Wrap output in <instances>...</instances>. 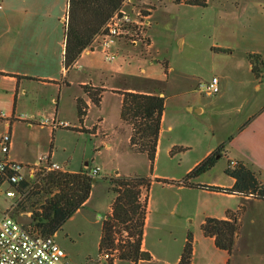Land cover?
<instances>
[{
	"label": "rangeland",
	"instance_id": "rangeland-1",
	"mask_svg": "<svg viewBox=\"0 0 264 264\" xmlns=\"http://www.w3.org/2000/svg\"><path fill=\"white\" fill-rule=\"evenodd\" d=\"M186 3L187 0H130L125 6L126 10L133 9L150 14L147 32L151 47H123L118 57L111 63L104 62L99 54L85 56L78 61L81 68L73 70L74 73H84L92 61H95L93 66L97 68L121 66L123 72L131 76H115L107 81L108 86L117 88L118 93H123L125 88L145 91L151 88H164L165 105L162 115L163 131L160 135L161 152L155 155L151 166L146 153L135 152L129 145L130 128L120 119L119 94L103 93L100 106L91 105L83 123L79 121L76 101H73L74 94L79 88L74 86L63 96L58 119L66 121L69 128H59L61 130L58 133L60 142L58 155L67 159L65 168L79 170L86 162L88 168H102L99 176L94 178L95 182L87 205L67 220L62 229L53 236L66 253L69 264H111L104 260L98 261V256L101 224L114 198L109 179L115 176L116 171L120 176H142L151 180L155 173L184 178L186 170L195 167V163L203 161L210 152L215 153L222 145L228 151L227 139L236 134L246 120L264 106V70L257 79L249 72L248 63L239 50L231 54L232 51L219 52L216 49L232 46L231 37L235 38L234 29L239 30L242 27L228 24L229 18L226 12L217 6V0H207L205 7L186 5ZM50 4L56 10L53 17L58 14L60 18L63 14L64 1L50 0ZM0 6V70L1 68L10 71L21 70L26 76H36L34 75L36 66L34 67V64L32 66L29 59L27 61L24 58L13 57L16 54L11 57L4 55L6 35L2 25L9 7L5 0H0ZM17 17L26 19L28 15L22 9ZM51 22L56 25L50 37L51 60L55 68L53 76L60 80L61 73L56 70L61 64L64 65V52L61 56L60 46L64 25L56 19H51ZM229 31H232L231 37L228 36ZM213 76L219 79V93L206 96L198 92L197 84L206 82ZM150 79L161 81V84L144 82ZM26 80L27 85L37 86L35 82L31 84L32 79L26 78ZM256 84L260 86L258 92L254 89ZM10 87L11 84L0 78V111L2 112H6V107L11 102L10 97L7 96L10 94L8 91ZM54 89L47 87L44 88V92L48 95L54 94L56 98ZM18 107L20 112L18 114L49 117L55 105L50 102L43 103L39 113L29 111L26 104H19ZM188 108H192V111L189 112ZM198 109L201 112H198ZM100 118H104L107 138L101 133L94 136L89 131L77 133L72 130L73 127H86L94 131L93 127L98 124ZM34 126L36 125H31L30 130L18 126L20 138L18 142L20 147L28 146L30 160L33 159L34 154H39V148L40 150L48 148L47 131H39ZM168 126L172 130H166ZM102 141L109 143L110 147L107 148ZM170 146H174L171 155L167 153ZM218 153L222 156L217 155L214 166L200 174L193 182L215 185L230 183L231 179L225 174V170L231 164L230 159L233 157L229 156L230 152ZM154 183L156 184L152 187ZM154 183H151L146 194L147 200L151 202L152 211L148 212L146 207L145 217L149 216L150 224L146 223L144 226L143 231L146 235L143 238L148 246L154 243L157 236L153 230L155 211L157 212L159 207L165 211L168 208V199L177 193L175 189L162 188L163 182ZM168 184L177 186L176 183L169 181ZM11 189L13 188L7 181L0 180V207L9 208L17 201L16 197H6V191ZM164 194H166L164 196L166 207L163 204L156 208V205H159L157 204L159 195ZM204 198L211 204L227 201L224 197L213 193H205ZM235 202L237 200L233 199L229 203ZM28 217H31V213ZM179 217L174 220L169 218L167 225L159 234L165 247L156 249V252L170 262H173L182 251L184 236L190 233L194 241L202 236L203 217L200 212L194 211L188 219ZM115 241L119 243V236H116ZM114 263L131 264L118 260Z\"/></svg>",
	"mask_w": 264,
	"mask_h": 264
},
{
	"label": "crops",
	"instance_id": "crops-1",
	"mask_svg": "<svg viewBox=\"0 0 264 264\" xmlns=\"http://www.w3.org/2000/svg\"><path fill=\"white\" fill-rule=\"evenodd\" d=\"M5 1L8 4L9 10L7 12V16L4 17L2 25L3 31L6 35L4 48L5 52L3 53L6 57H11L13 54H16L13 57L19 59L24 58L27 61L29 59V62L32 63L31 65L33 66L34 64V67L36 66V74H34L36 76H26L25 74H22L23 72H21V70L10 71L1 68L0 78L3 81L6 80L8 84H11L10 90H8L10 94H7V96L10 97L11 102L6 107V114L12 115L20 113L18 107L19 104H26V108L29 111L32 113H39L42 109V104L50 102L55 105V108L52 109V115L49 117L58 118L61 100L63 99V96H65L66 92L72 90L74 86H77L79 89H77L76 93L74 94L73 101L75 102L78 98H81L85 101L88 108L91 107L92 104L83 93L82 87L85 85L104 89L105 91L103 93L110 92L112 94H119L121 99V95L118 93L119 90L114 86L107 85V81L111 80L115 76H131L125 74L121 66L97 68L96 66H93V62L95 61H92L91 65L86 68L84 73H74L75 71L73 70H78L81 68L80 64L78 63L81 58L95 54L82 55L69 69H66L65 66L61 64L59 66L60 68L56 70L57 72L61 73L60 80L53 76V71L55 68L52 66L51 60L52 46L50 44V37L53 27H56V25H53L51 19H56L57 22H63V24L66 22L67 0H63L64 8L62 9L63 14L60 18H58V14L53 17L56 14V10H54V6L50 4V0ZM216 4L221 10L226 12V16L229 18V25L232 24L233 26L242 27L239 30L236 28L234 29L235 38L231 37L232 31L228 32V36L231 37L233 41L232 46H228L226 48L217 47L216 49L232 51V53L230 52L231 54H234L235 51L239 50L241 55L244 56L248 63L249 72L253 74L252 65L249 62L247 55L257 54L264 62V0H217ZM22 9L27 12L28 17L26 19L17 17L18 12ZM237 43H241L242 46L241 44L237 46ZM64 44L65 29L60 42L61 56L64 52ZM123 47L126 48V46L120 44L116 47V49L120 52V49ZM170 70L171 69L169 68L168 71ZM26 78L29 80L32 79L30 80L32 81L31 84L36 83L37 86L35 87L34 85H27ZM47 87L55 88L54 90L56 93V98L54 94H45L46 92H44V88ZM126 89L127 88L123 89V91H126ZM254 89L258 92L260 90V86L256 84ZM141 93H145V90H142ZM160 96H163V93L160 94ZM188 111L191 112L192 108H188ZM197 111L201 112L200 109ZM84 119L82 123L84 122ZM98 123V128L94 129V131H91L86 127H73L72 130L76 131L77 133H80L81 130L89 131V133H92L94 136H98L101 133L104 135V138H107L106 129L104 128V118H100ZM18 126H23L24 128H27V130L32 128L31 125H27L24 122L14 121L8 129L5 125V122L0 120L1 134L7 132L8 130L11 134V148L9 150V156L11 159L24 164H34L39 156L50 153L54 162L66 166L67 159L65 160V158H60L58 155L60 144L58 133L61 129L52 130L48 127H40L37 125V127L34 126V128H38L37 130L39 131H47V136L49 137L48 148H44L43 150H40L39 148V154H34L33 159L30 160V150L28 149V146L20 147L18 142V139H20L18 137ZM166 130L169 131L172 130V128L168 126ZM162 131L163 122L161 118L159 139L156 151V154L158 155L161 152L160 135ZM227 141L229 150L227 151L226 147L224 146L222 152L224 154H227L228 152L231 153L229 156L232 155L233 157V159H230V162L233 163L232 166H234L236 162H242L257 174L260 181L264 182V106L259 111L255 112L250 118H248L246 122L240 127L238 132H236V134L233 136H230ZM103 142L107 148L110 147L109 143L102 141V143ZM173 147L174 146H170L167 149V153L169 155H171ZM211 153L212 152H210L208 155ZM198 163L199 162L195 163V165ZM193 168L194 167L188 168L184 177ZM89 169L88 163L86 162L83 168L79 170L85 171ZM100 169L102 171V168ZM79 170L67 171L77 172ZM118 175L119 174L116 171L115 176ZM156 179L179 182L183 179V177L176 178L175 176L160 175L155 173L153 175L154 181L152 180V184L156 181ZM155 184L156 183H154L152 187ZM233 184V179H231L230 183L227 185L203 184L193 182V180H189L187 185L177 184L175 187L169 184H161L162 188H167L168 190L175 189L177 193L174 195V197L169 198L170 200L168 199V208H166L165 211L161 210L159 206L164 204L166 207V200L164 197L166 194L159 195L157 201V204L159 205H156V208L159 207V209L157 208V212L155 211V219L153 223V230L155 235H157L156 239L151 246H148L145 243L144 238L141 244V249L143 251H147L151 255V260L139 261L137 264H179L182 251L176 256L173 262H170L165 257L159 256L156 252V249L165 247L162 244L163 242L159 237V234L163 227L167 225L169 218L174 220V218L180 216L179 218L185 217L188 219L190 215L196 211L202 214L203 223L204 219L206 218L226 219L227 211L237 212L240 207H243L242 215L240 216V230L237 236L235 250L232 257L229 258L224 251H221L215 247L214 238H207L202 234L200 238H196L195 241L193 240L191 264H264V200H259L250 196H237L211 192L192 187L193 185H207L221 188H231ZM205 193L217 194L218 196H222L227 199V201L211 204L205 200ZM233 199H236L237 202L229 203L230 200ZM112 201L106 215L110 214L111 212ZM87 202L85 203L84 207L87 205ZM170 206L171 209H169ZM9 208L0 207V217L6 212H10ZM147 208L148 212H152L150 200H147ZM81 209L76 213L80 212ZM29 214V212H26L20 216H29ZM146 223L147 225L150 224L149 216L145 217L144 226H146ZM187 231L188 230H186V232ZM144 235H146V232H143V237ZM186 238L187 235L183 238L182 250L185 246Z\"/></svg>",
	"mask_w": 264,
	"mask_h": 264
},
{
	"label": "trees",
	"instance_id": "trees-1",
	"mask_svg": "<svg viewBox=\"0 0 264 264\" xmlns=\"http://www.w3.org/2000/svg\"><path fill=\"white\" fill-rule=\"evenodd\" d=\"M124 1L67 0V18L63 24L65 29L63 57L66 69L77 62L81 53L91 45L93 39L122 7ZM186 5L205 7L207 3L206 0H187ZM217 51L229 52L222 49H217ZM247 58L252 65V73L259 79L264 70V62L257 54H248ZM144 82L161 84V81L152 79ZM82 90L92 105L100 106L104 89L85 85ZM163 90L164 88L158 87L141 93L142 90L127 88L126 91L120 93V119L130 128L129 145L135 152L146 153L151 166L157 151L161 118L164 112L165 98L160 96ZM76 105L79 121L82 123L88 106L81 98L76 100ZM81 132L88 131L81 130ZM223 148V145L220 146L215 153H211L198 163L181 182L187 185L189 180H195L200 174L210 170L216 162L217 155L222 156L218 152H222ZM225 174L234 180L231 188L207 185H193L192 187L264 200V182L259 180L250 167L242 162H236L234 166L231 167V164L228 166ZM156 181L168 184V180L156 179ZM94 182V178L89 177L87 171L84 170L47 173L40 183L29 191L26 200L12 210L11 217L15 218L30 212L34 221L28 227L43 236H54L67 220L84 207ZM169 182L179 184L180 181ZM109 183L114 198L111 212L106 215L101 224L99 255L116 250L118 261L137 264L139 261L151 260V255L141 249V244L147 207L146 194L152 180L142 176L118 175L111 177ZM21 186L25 188L27 184L23 183ZM242 211L243 207H240L237 212L227 211L226 219L206 218L201 224L203 236L214 238L215 247L224 251L229 258L235 250ZM124 234H126L125 237ZM116 236H119V243L115 241ZM192 249L193 238L188 233L179 264H191ZM110 263L114 264V262Z\"/></svg>",
	"mask_w": 264,
	"mask_h": 264
},
{
	"label": "built area",
	"instance_id": "built-area-1",
	"mask_svg": "<svg viewBox=\"0 0 264 264\" xmlns=\"http://www.w3.org/2000/svg\"><path fill=\"white\" fill-rule=\"evenodd\" d=\"M128 2L130 0L124 1L122 7L109 19L80 57L98 53L104 62L111 63L119 55L116 47L120 44L131 48L150 47L151 40L147 32L150 15L133 9L126 10L125 6ZM196 89L206 96H214L220 91L219 79L213 76L206 82H199ZM0 120L5 122L8 129L14 121L48 127L52 130L69 128L66 121L40 115H8L0 111ZM98 124L93 129L98 128ZM10 148L11 134L8 130L0 135V178L13 188L6 191V197H16L17 201L10 205V212L0 217V264H69L66 253L53 236H43L28 225L17 223L16 219L11 217L12 210L23 202L29 191L38 185L47 173L67 172L66 166L54 162L50 153L39 156L34 164H24L10 158ZM100 173L99 167L87 171L91 178L99 176ZM23 183L27 184L25 188L21 186ZM179 185L184 183L180 181ZM117 254L116 250L105 252L98 256V261L115 262Z\"/></svg>",
	"mask_w": 264,
	"mask_h": 264
},
{
	"label": "water",
	"instance_id": "water-1",
	"mask_svg": "<svg viewBox=\"0 0 264 264\" xmlns=\"http://www.w3.org/2000/svg\"><path fill=\"white\" fill-rule=\"evenodd\" d=\"M33 221H34V219L32 217H28V216L16 217V222L21 224V225H30Z\"/></svg>",
	"mask_w": 264,
	"mask_h": 264
}]
</instances>
